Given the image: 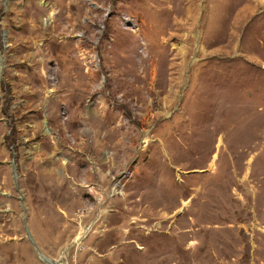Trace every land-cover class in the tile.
Listing matches in <instances>:
<instances>
[{"label":"rangeland","instance_id":"374dc122","mask_svg":"<svg viewBox=\"0 0 264 264\" xmlns=\"http://www.w3.org/2000/svg\"><path fill=\"white\" fill-rule=\"evenodd\" d=\"M0 264H264V0H0Z\"/></svg>","mask_w":264,"mask_h":264},{"label":"bare ground","instance_id":"6f19581e","mask_svg":"<svg viewBox=\"0 0 264 264\" xmlns=\"http://www.w3.org/2000/svg\"><path fill=\"white\" fill-rule=\"evenodd\" d=\"M86 232H87L86 229L81 230V233L79 234V236H77L75 240L73 241L72 246L79 245L81 238L86 234ZM66 253L67 252L64 253V257H66Z\"/></svg>","mask_w":264,"mask_h":264},{"label":"water","instance_id":"95a60500","mask_svg":"<svg viewBox=\"0 0 264 264\" xmlns=\"http://www.w3.org/2000/svg\"><path fill=\"white\" fill-rule=\"evenodd\" d=\"M32 242V241H31ZM32 244L34 245V243L32 242ZM35 247V246H34ZM36 252L38 253L39 257H42V255L40 254V252L37 250V248L35 247ZM40 259V258H39Z\"/></svg>","mask_w":264,"mask_h":264}]
</instances>
